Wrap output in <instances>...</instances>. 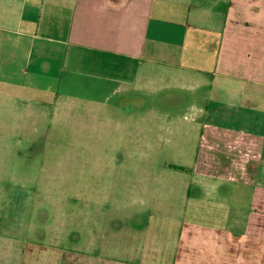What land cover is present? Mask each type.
<instances>
[{"label": "crops", "instance_id": "1", "mask_svg": "<svg viewBox=\"0 0 264 264\" xmlns=\"http://www.w3.org/2000/svg\"><path fill=\"white\" fill-rule=\"evenodd\" d=\"M191 78L214 92L183 114H196L199 135L169 264H264V0H0V84L40 106ZM142 216L120 220L100 253L75 247L68 263L147 264ZM3 246L4 264H27L21 240L2 236Z\"/></svg>", "mask_w": 264, "mask_h": 264}, {"label": "rangeland", "instance_id": "2", "mask_svg": "<svg viewBox=\"0 0 264 264\" xmlns=\"http://www.w3.org/2000/svg\"><path fill=\"white\" fill-rule=\"evenodd\" d=\"M189 83L195 86L146 84L124 100L57 106L0 84V237L21 240L27 264H69L75 247L100 253L136 209L143 213L136 246L154 255L143 261L169 264L199 135L196 114H183L196 113L214 92ZM5 246L0 264L10 260Z\"/></svg>", "mask_w": 264, "mask_h": 264}]
</instances>
